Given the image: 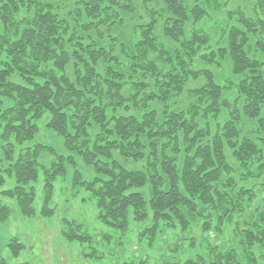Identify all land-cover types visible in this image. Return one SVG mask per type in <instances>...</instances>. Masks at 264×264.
<instances>
[{"label":"trees","instance_id":"1","mask_svg":"<svg viewBox=\"0 0 264 264\" xmlns=\"http://www.w3.org/2000/svg\"><path fill=\"white\" fill-rule=\"evenodd\" d=\"M143 3L145 18L129 0H0V188L4 173L15 181L1 196L34 215V189L26 186L47 152L54 160L43 168L41 213L52 214L53 182L73 157L23 146L49 113L48 128L96 175L85 181L74 170L72 186L91 194L100 222L125 233L131 214L138 223L150 218L154 233L159 222L185 229L199 218L203 233L216 238L238 217L239 249L211 264H254L253 245L264 250V207L250 212L264 202H257L264 190V0ZM126 17L130 40L113 33ZM184 93L193 101L180 108ZM242 118L254 123L245 134ZM116 155L142 168L128 170ZM146 186L148 200L136 191ZM9 214L0 200V224ZM63 225L67 240L90 241L81 224ZM21 246L8 244L14 256ZM0 264H7L2 257Z\"/></svg>","mask_w":264,"mask_h":264},{"label":"rangeland","instance_id":"2","mask_svg":"<svg viewBox=\"0 0 264 264\" xmlns=\"http://www.w3.org/2000/svg\"><path fill=\"white\" fill-rule=\"evenodd\" d=\"M74 1L58 0L59 3L65 5H70ZM129 1L136 8V14L145 18L144 0ZM185 1L191 2V0ZM215 15L222 14L220 12ZM130 23L126 17L124 24L114 28V35L130 40L134 36ZM155 35L162 38L159 26L155 28ZM224 69L226 74L230 75V65L225 64ZM11 81L21 83L16 75L11 77ZM199 83H193L189 87L192 88ZM192 101L193 98L184 93L178 98L177 104L180 108H186ZM261 115H264V108ZM50 121V114L45 113L36 122L38 131L34 138L24 143L23 146L31 147L35 144H42L51 147L60 156H72L75 164L74 166L67 164L65 175L53 182V192L48 204L52 214L49 216H43L41 210L44 196L43 168L53 162L54 157L51 154L41 153L37 166V179L26 186L34 189V215L22 214L15 199L1 196L2 190L12 189L15 186L13 177H9L6 173L3 174L4 184L0 188V200L9 207L10 214L8 219L0 224V257L7 264H121L129 261L141 264H162L167 261L183 264L189 260L196 264H211L212 257L223 254L226 249H239V237L235 235V229L237 225L242 224L243 219L238 217L235 218L234 224L224 225L220 235L216 238L203 233L202 220L199 218L194 219L185 229L179 225H175V228H168L163 222H159L154 233L149 228L150 218L143 223H138L133 220L131 214L128 217V229L125 233L100 222L91 194L83 188L72 186L74 170L78 171L85 181H91L96 175L78 155L69 153L65 149L62 137L48 128L47 124ZM253 125L252 121L242 118V134H245ZM96 131L95 128L91 130L92 133ZM115 158L128 170H138L143 165L141 161H124L118 155ZM136 191H142L146 200L149 199L148 186ZM262 198H264V190L258 193L257 202H260ZM260 203L262 204H259V207L258 205L252 207L250 212L252 213L255 209L261 211L264 202L261 200ZM245 217L248 218L250 215ZM64 219L81 224L83 231L91 237L90 241L81 243L67 240L62 233ZM13 240L22 245L17 256H14L8 247L10 242H14ZM91 251L96 253V257L86 256ZM252 252L256 259L254 264H264V250L255 244ZM240 264L251 263L241 260Z\"/></svg>","mask_w":264,"mask_h":264}]
</instances>
